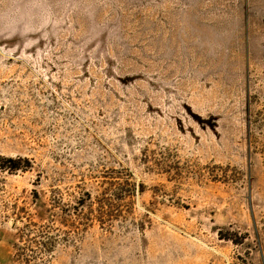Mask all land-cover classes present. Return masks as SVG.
<instances>
[{
    "label": "rangeland",
    "instance_id": "374dc122",
    "mask_svg": "<svg viewBox=\"0 0 264 264\" xmlns=\"http://www.w3.org/2000/svg\"><path fill=\"white\" fill-rule=\"evenodd\" d=\"M0 264H264V0H0Z\"/></svg>",
    "mask_w": 264,
    "mask_h": 264
},
{
    "label": "trees",
    "instance_id": "16d2710c",
    "mask_svg": "<svg viewBox=\"0 0 264 264\" xmlns=\"http://www.w3.org/2000/svg\"><path fill=\"white\" fill-rule=\"evenodd\" d=\"M90 194H88L87 196L89 197Z\"/></svg>",
    "mask_w": 264,
    "mask_h": 264
}]
</instances>
